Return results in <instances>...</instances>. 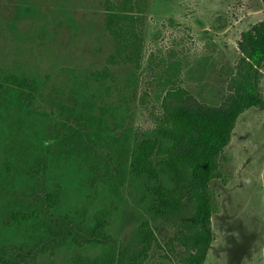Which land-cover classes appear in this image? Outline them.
Here are the masks:
<instances>
[{"label":"trees","instance_id":"16d2710c","mask_svg":"<svg viewBox=\"0 0 264 264\" xmlns=\"http://www.w3.org/2000/svg\"><path fill=\"white\" fill-rule=\"evenodd\" d=\"M96 2L110 48L88 78L105 90L115 83L123 99L128 89L126 101L144 108L152 125L135 128L118 103L61 85L44 92L33 76L1 72L0 264H37L60 249L71 250L69 264H146L155 248L172 264H203L214 236L217 204L210 182L221 177L218 157L239 115L264 109L258 86L264 20L242 32L243 56L227 93L220 104L208 105L184 85L180 50L144 57L149 0ZM121 68L126 76L118 81ZM40 101L54 114L43 112ZM42 118L46 122L38 123ZM69 160L111 195L120 196L128 186L138 192L144 216L128 239L108 231L107 206L91 213L86 205L62 209L63 187L49 171ZM156 222L174 229L162 243Z\"/></svg>","mask_w":264,"mask_h":264},{"label":"rangeland","instance_id":"374dc122","mask_svg":"<svg viewBox=\"0 0 264 264\" xmlns=\"http://www.w3.org/2000/svg\"><path fill=\"white\" fill-rule=\"evenodd\" d=\"M102 17L96 0H0V73L33 76L44 92L61 85L96 101L118 103L126 122L149 128L152 117L134 100L126 101L128 89L123 99L115 83L108 82L105 90L88 78L103 65L110 48ZM263 20L264 0H149L144 57L155 50H180L186 88L200 102L218 105L243 56L242 32ZM125 76L126 69H119L118 81ZM258 86L264 98V61L258 67ZM38 106L54 114L46 103ZM11 118L8 114L5 122ZM218 163L221 177L210 182L217 204L211 217L214 236L203 264H264V109L252 107L239 115ZM49 172L63 187L62 209L86 205L91 213L109 207L108 231L115 238L128 239L144 216L139 194L130 186L120 196L111 195L71 160L53 163ZM156 225L161 243L174 233L167 224ZM70 254L60 249L40 256L37 264H69ZM146 264L172 261L155 248Z\"/></svg>","mask_w":264,"mask_h":264}]
</instances>
